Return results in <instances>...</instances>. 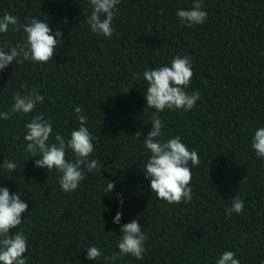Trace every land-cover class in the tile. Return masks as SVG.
Masks as SVG:
<instances>
[{
  "label": "trees",
  "instance_id": "1",
  "mask_svg": "<svg viewBox=\"0 0 264 264\" xmlns=\"http://www.w3.org/2000/svg\"><path fill=\"white\" fill-rule=\"evenodd\" d=\"M193 4L120 0L109 38L87 24L89 0H0V16L10 13L18 21L0 33V47L24 44L22 26L32 17L64 37H56L53 60L13 62L0 72V112L11 110L15 93L35 87L44 96L31 114L0 118V165L17 164L14 172L0 167V187L20 192L29 205L12 230L28 239L27 264H216L229 250L240 264H264V158L251 147L264 127V0H202L206 22L188 26L177 11ZM176 56L191 58L194 75L185 91H199L201 98L191 110L159 113L165 125L160 139L180 136L200 163L189 162L192 200L169 204L151 192L143 171L151 156L144 136L155 113L146 107L143 72L170 66ZM77 106L95 138L89 159L100 167L84 168L79 187L66 193L61 173L35 166L40 157L25 151L24 137L26 124L43 115L52 122L49 143L56 134L70 139L79 127ZM66 159H75L70 149ZM109 181L115 188L104 193ZM235 196L244 210L229 217ZM118 211L122 219L115 224ZM134 219L148 237L143 259L106 260L119 253L120 228ZM93 245L103 253L96 261L87 259Z\"/></svg>",
  "mask_w": 264,
  "mask_h": 264
},
{
  "label": "clouds",
  "instance_id": "2",
  "mask_svg": "<svg viewBox=\"0 0 264 264\" xmlns=\"http://www.w3.org/2000/svg\"><path fill=\"white\" fill-rule=\"evenodd\" d=\"M91 12L87 15V24L94 34L111 37L114 33L113 21L118 12L117 5L120 0H89ZM207 12L202 10V0H194L193 7L187 10L177 11L179 20L188 26L199 25L206 22ZM17 17L5 13L0 16V33H7L10 26L17 25ZM26 34V42L13 47L4 45L0 47V72L5 70L13 62L23 64L24 61L35 63H47L53 60L56 48L60 40L64 39L63 32L59 29L53 34L48 23L35 17L30 23L22 26ZM56 37H60L57 40ZM7 48V51L5 50ZM194 75L191 58L188 56H176L170 66L165 65L143 72L147 90L145 99L148 108L155 109L151 116L152 128L147 136H144V146L150 151L151 156L144 166V173L150 180L151 192L157 198L167 201L169 204H179L192 200V189L189 186L192 179V171L189 162L198 166L200 159L195 150L189 151L181 142V137L176 136L164 141L162 129L165 127L159 113L165 109L191 110L201 98L199 91L189 93L185 89L190 85ZM139 74H137V79ZM27 88V85H21ZM14 104L10 111L0 112V118L10 119L11 113L31 114L36 106L43 103L44 96L33 87L26 94L15 93ZM79 121L78 130H73L70 139L62 135H55V142L49 143L53 133L52 122L43 115L34 116L26 124L27 133L24 137L27 141L25 151L31 156L40 158L35 161L38 168L47 169L50 173L53 169L61 173L59 185L61 189L70 193L75 191L84 180L83 169L88 172L99 170L96 159H89L94 152L93 140L95 139L88 127L87 116L81 115L82 109L77 106L74 109ZM141 136V132L135 135ZM251 147L255 150L258 158H264V127L258 128L251 140ZM74 154V161L66 159L67 150ZM0 167L8 172H14L17 164L5 160ZM115 188V182L109 181L104 193L111 192ZM123 205L122 194H118ZM29 205L21 199L20 192L11 193L7 187H0V264H27L25 253L28 251V239L22 230L15 231L23 222V215L28 211ZM244 210V202L239 196L232 199V204L226 209L229 217L233 212L241 213ZM122 212L118 211L113 223L120 224ZM148 240L142 231L139 219L123 224L120 228L118 242L119 253H113L105 257L106 260L116 261L123 256L142 260L146 251L144 245ZM103 255L102 250L95 245L87 248V259L98 260ZM236 253L225 251L221 253L216 264H240L236 259Z\"/></svg>",
  "mask_w": 264,
  "mask_h": 264
}]
</instances>
